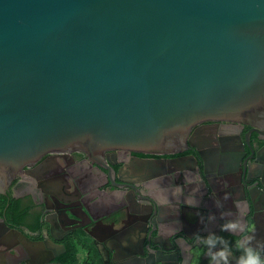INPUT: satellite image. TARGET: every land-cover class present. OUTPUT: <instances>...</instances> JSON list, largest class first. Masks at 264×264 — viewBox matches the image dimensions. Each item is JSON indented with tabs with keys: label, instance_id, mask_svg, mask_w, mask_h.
I'll list each match as a JSON object with an SVG mask.
<instances>
[{
	"label": "water",
	"instance_id": "95a60500",
	"mask_svg": "<svg viewBox=\"0 0 264 264\" xmlns=\"http://www.w3.org/2000/svg\"><path fill=\"white\" fill-rule=\"evenodd\" d=\"M208 121L264 139V0H0V194L49 152L204 153Z\"/></svg>",
	"mask_w": 264,
	"mask_h": 264
},
{
	"label": "flooded vegetation",
	"instance_id": "af4514ba",
	"mask_svg": "<svg viewBox=\"0 0 264 264\" xmlns=\"http://www.w3.org/2000/svg\"><path fill=\"white\" fill-rule=\"evenodd\" d=\"M191 135L204 153L116 149L94 160L59 151L26 166L4 194L0 222L8 228L0 225V237L6 235L0 264H61L67 241L80 238L87 264L138 263L122 256L113 261L106 245L143 250L167 264H210L199 242L209 233L232 242L238 256V236L221 231V213L230 211L248 227L256 218L264 228V139L251 125L231 121L200 123ZM190 155L196 159L190 169H168L167 162ZM254 235L263 242L264 232Z\"/></svg>",
	"mask_w": 264,
	"mask_h": 264
},
{
	"label": "clouds",
	"instance_id": "9594fccd",
	"mask_svg": "<svg viewBox=\"0 0 264 264\" xmlns=\"http://www.w3.org/2000/svg\"><path fill=\"white\" fill-rule=\"evenodd\" d=\"M228 198L229 195L226 194L224 199ZM217 206L223 205L217 201ZM221 217L225 219L221 231L238 236L234 247L240 254L234 256L232 242L215 233H209L206 237H201L199 242L206 247L210 264H264V242L256 241L255 229L246 226L239 218H231L230 211L221 213Z\"/></svg>",
	"mask_w": 264,
	"mask_h": 264
},
{
	"label": "trees",
	"instance_id": "16d2710c",
	"mask_svg": "<svg viewBox=\"0 0 264 264\" xmlns=\"http://www.w3.org/2000/svg\"><path fill=\"white\" fill-rule=\"evenodd\" d=\"M6 198L4 194H0V216H3L6 210ZM67 251L59 256V260L61 264H87V261H82L80 256V252L83 251V247H85V240L80 238L79 240L70 239L66 243ZM83 248V249H82ZM88 264H102V263H92Z\"/></svg>",
	"mask_w": 264,
	"mask_h": 264
},
{
	"label": "crops",
	"instance_id": "0c3cea01",
	"mask_svg": "<svg viewBox=\"0 0 264 264\" xmlns=\"http://www.w3.org/2000/svg\"><path fill=\"white\" fill-rule=\"evenodd\" d=\"M83 253H80V258H83L84 257L85 254H83Z\"/></svg>",
	"mask_w": 264,
	"mask_h": 264
}]
</instances>
